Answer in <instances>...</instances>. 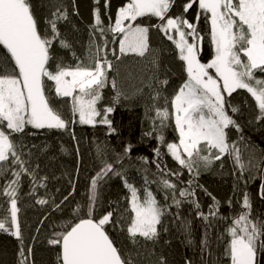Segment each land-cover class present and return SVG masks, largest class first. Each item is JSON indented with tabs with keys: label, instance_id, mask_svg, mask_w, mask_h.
Returning <instances> with one entry per match:
<instances>
[{
	"label": "snow or ice",
	"instance_id": "snow-or-ice-1",
	"mask_svg": "<svg viewBox=\"0 0 264 264\" xmlns=\"http://www.w3.org/2000/svg\"><path fill=\"white\" fill-rule=\"evenodd\" d=\"M197 3L201 10L197 13V23L203 13L210 24L208 35L213 55L206 63L199 58L204 36L197 25L183 15H169L174 0H128L118 9L114 24L110 22L107 27L101 20L99 9H96L95 22L91 27L93 35L99 32L103 46L90 39V63L78 62L72 67L62 62L54 66L50 63L55 59L52 55L55 42L62 48H71L58 28L60 21L68 19L66 8L56 7L51 18L45 20L46 27L41 30L31 0H0V47L5 50V56L0 60V175L11 173L0 192L7 197L8 205L6 214L0 216V231L10 232L20 241L18 264H31L29 258L32 254V248L24 246L18 218L21 178L27 175L31 179L29 195H35L38 187L46 186L43 181L47 177L38 178V165L32 168L30 161L22 158L23 153L17 150L13 135L23 133L27 125L36 129H67L77 114L81 124L100 123L107 125L110 132L114 131L108 119L113 107L106 106L102 111L97 108L102 100L101 90L108 83V72L113 69L106 51L109 43L106 33L114 34L113 42L116 36L121 37V54L130 52L144 56L149 50V26L138 23L140 17L158 18L159 23L151 27L163 32L173 42L187 74V79L171 100L179 143H167L168 153L194 175L199 174L202 165L207 167L213 159L220 160L225 154L234 158L241 175L253 166L251 160L247 165L242 161L241 151L235 142L231 145L228 142L227 130L230 127L239 130L240 125L226 108V95L231 96L238 89L246 90L258 107L256 119L264 120V78L256 76L257 71L264 74V0H188L184 13ZM152 63L156 64V60L153 59ZM47 81L54 82L55 97L71 98L72 121L66 120L55 106ZM161 83L167 84V80ZM111 85L116 90L112 103H118L124 93L117 87L115 78ZM158 96L159 93L156 94ZM167 103L166 100L164 107L154 106L160 130L166 126L165 121L170 115ZM231 112L234 114L238 109L231 107ZM101 116L98 121L97 117ZM158 139L164 143L163 135ZM130 151L131 145L124 149L123 155L116 154L113 162L102 159L103 166L90 182L86 213L80 215L82 206L78 204L74 210L76 222L69 223L63 231L54 232L48 240L50 245L60 248L58 264H134L131 255L124 254L106 231L105 226L112 222L113 211L99 218L93 215L98 185L109 174L121 176L129 192L125 197L129 205L125 209L129 213L126 230L133 243L137 242V237L154 240L159 234L161 218L171 207L161 204L149 184H157L164 192V200L171 198L177 208L182 200L195 195L194 189L189 190L191 180L188 188H178V184L170 179L176 177L179 181V171L161 169L157 180L150 181L145 177L143 189L129 183L124 173L117 171V165ZM204 151L209 154L202 155ZM155 152L158 157L161 155L159 149ZM98 153L103 156L100 148ZM156 166L160 169L159 163ZM261 195L264 196V185L261 186ZM213 201L208 215L200 211L197 201L190 202L197 214L207 221L218 214L219 202L215 197ZM36 202L44 205L49 201L39 198ZM53 206L56 209L60 207L54 201ZM225 233L228 239L224 256L230 264H259L258 253H264V219L252 216L247 193L243 195L242 210L231 218ZM204 246L207 247V240ZM158 264H167V261L161 256Z\"/></svg>",
	"mask_w": 264,
	"mask_h": 264
},
{
	"label": "trees",
	"instance_id": "trees-1",
	"mask_svg": "<svg viewBox=\"0 0 264 264\" xmlns=\"http://www.w3.org/2000/svg\"><path fill=\"white\" fill-rule=\"evenodd\" d=\"M128 0H31L38 26L43 30L45 20L51 18V12L56 7L68 11V19L60 21L58 28L63 38L71 44V48H62L58 42L53 45L52 55L55 58L50 63L53 66L62 62L75 67L78 62L90 63L88 46L90 39L103 46L102 38L96 31L93 35L91 27L95 22V11L99 9L101 20L105 27L114 24L117 11ZM188 0H174L169 15H183L197 25L198 31L204 36L201 46L200 60L206 63L213 55L210 43V24L201 13L197 23V13L201 10L198 3L184 13V5ZM138 23L149 26V50L144 56L135 53L121 54L119 51L120 36L107 32L106 38L108 59L112 61L113 69L108 72V83L101 90L102 100L98 102V110L112 106L113 112L108 114L114 131H109L107 125L79 123V116L74 118L67 129L44 128L36 129L27 125L23 133L13 135L17 150L23 153V159L30 161L32 168H37L39 177H47L45 187H38L35 195L31 192V179L25 175L21 178L18 207V218L21 225L25 248L31 247V264H58V246L48 243L54 232L65 229L69 223L76 222L74 210L82 206L80 215L87 211V203L91 179L100 171L102 159L113 162L116 154L123 155L124 149L131 145V151L117 165V171L124 173L128 182L143 189L145 177L157 180L160 170L179 171L180 177H171L178 188H188L195 195L182 200L179 208L172 204L171 198L164 200V192L157 184L148 187L156 195L162 205H171L161 218L158 225V236L154 240L137 237L133 243L127 233L129 207L125 197L129 196L121 176L109 174L98 185L95 218L108 211H113L112 222L106 225V231L114 243L124 254L131 255L134 264H158L163 256L167 264H230L224 256V248L228 239L225 229L231 218L242 210L243 195L247 193L251 203L253 217L264 219V196L261 186L264 185V120H257L259 114L254 98L244 89H238L231 96L226 95V108L230 115L240 125L239 130L230 127L228 142H235L240 149L242 161L252 167L247 168L243 175L234 158L225 154L220 160L199 169L194 175L168 153L166 144L179 143V133L175 127L174 109L171 100L179 87L187 79L184 62L179 59V51L163 32L151 25L159 23L158 18L145 16L138 18ZM114 50V54H113ZM75 53V56L73 55ZM5 56V50L0 47V60ZM118 58V59H117ZM153 59L156 64H153ZM259 78L264 74L257 71ZM115 78L117 87L124 93L118 103H112L116 90L112 88L111 80ZM167 80V84L161 83ZM52 89L53 102L66 120L72 121L71 98L55 97L54 82H46ZM159 96L156 97V94ZM154 97H156L154 99ZM167 100L169 118L165 127L160 130V120L156 117L154 106L164 107ZM230 105V107H229ZM231 107L238 112L232 113ZM101 117H97L99 121ZM163 135L164 143L158 139ZM103 151V156L98 153ZM159 149L161 155H156ZM215 150H213L214 152ZM207 151L202 155H208ZM160 164V169L157 168ZM11 173L0 175V192ZM71 193V195H69ZM143 193L141 192V195ZM210 194V195H209ZM68 197L67 200L64 198ZM218 201V214L209 217L207 221L197 214L195 206L190 202L195 200L200 205V211L208 215L209 207ZM44 198L49 202L41 205L36 201ZM177 198L180 199L178 192ZM7 197L0 194V216L6 214ZM60 205L59 209L53 206ZM63 201V203H61ZM231 202V203H229ZM225 217L227 219H221ZM207 240V247L204 241ZM20 241L10 232L0 231V264H18ZM259 264H264V253H258Z\"/></svg>",
	"mask_w": 264,
	"mask_h": 264
},
{
	"label": "rangeland",
	"instance_id": "rangeland-1",
	"mask_svg": "<svg viewBox=\"0 0 264 264\" xmlns=\"http://www.w3.org/2000/svg\"><path fill=\"white\" fill-rule=\"evenodd\" d=\"M257 76V75H256ZM257 78H259L258 76H257ZM179 133V132H178Z\"/></svg>",
	"mask_w": 264,
	"mask_h": 264
}]
</instances>
